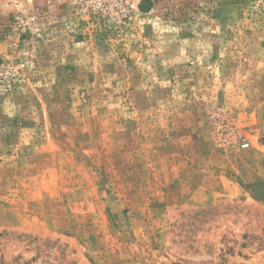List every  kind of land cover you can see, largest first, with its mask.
<instances>
[{
  "label": "rangeland",
  "instance_id": "obj_1",
  "mask_svg": "<svg viewBox=\"0 0 264 264\" xmlns=\"http://www.w3.org/2000/svg\"><path fill=\"white\" fill-rule=\"evenodd\" d=\"M141 1L0 0V264H264V0Z\"/></svg>",
  "mask_w": 264,
  "mask_h": 264
},
{
  "label": "trees",
  "instance_id": "obj_2",
  "mask_svg": "<svg viewBox=\"0 0 264 264\" xmlns=\"http://www.w3.org/2000/svg\"><path fill=\"white\" fill-rule=\"evenodd\" d=\"M140 9L143 11H149L152 7V1L150 0H142L140 3Z\"/></svg>",
  "mask_w": 264,
  "mask_h": 264
},
{
  "label": "built area",
  "instance_id": "obj_3",
  "mask_svg": "<svg viewBox=\"0 0 264 264\" xmlns=\"http://www.w3.org/2000/svg\"><path fill=\"white\" fill-rule=\"evenodd\" d=\"M243 146H245V147L248 146V143H244Z\"/></svg>",
  "mask_w": 264,
  "mask_h": 264
}]
</instances>
